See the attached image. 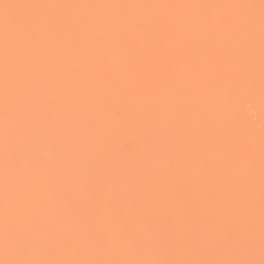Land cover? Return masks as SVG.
I'll return each mask as SVG.
<instances>
[{"label":"snow or ice","instance_id":"6c2138e0","mask_svg":"<svg viewBox=\"0 0 264 264\" xmlns=\"http://www.w3.org/2000/svg\"><path fill=\"white\" fill-rule=\"evenodd\" d=\"M0 264H264V0H0Z\"/></svg>","mask_w":264,"mask_h":264}]
</instances>
